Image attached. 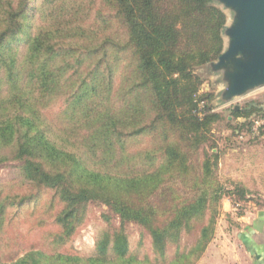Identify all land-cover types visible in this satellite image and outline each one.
Returning a JSON list of instances; mask_svg holds the SVG:
<instances>
[{
	"label": "trees",
	"instance_id": "1",
	"mask_svg": "<svg viewBox=\"0 0 264 264\" xmlns=\"http://www.w3.org/2000/svg\"><path fill=\"white\" fill-rule=\"evenodd\" d=\"M33 1L0 0V163L17 161L24 180L54 190L63 204L59 240L72 234L88 203H102L121 225L146 230L157 257L132 254L121 227L102 232L89 256L30 250L0 264H196L221 198L249 200L242 185L215 180L217 153L192 160L222 119L196 69L220 54L225 14L211 0H99L111 11L101 21L120 29L99 38L86 21L93 0ZM29 8L45 20L27 35L19 62L2 43L20 33ZM59 98L58 125L48 124L42 110ZM230 114L245 120L240 132L264 137V107L248 103ZM132 141L146 146L129 151ZM182 187L191 197L180 198ZM2 212L0 202V222ZM195 229V240L180 249L182 235Z\"/></svg>",
	"mask_w": 264,
	"mask_h": 264
},
{
	"label": "rangeland",
	"instance_id": "2",
	"mask_svg": "<svg viewBox=\"0 0 264 264\" xmlns=\"http://www.w3.org/2000/svg\"><path fill=\"white\" fill-rule=\"evenodd\" d=\"M90 1L81 0L83 2L81 5L87 6ZM37 2L38 0L33 1L32 6ZM90 8L89 19L86 21L89 24L94 23L97 37L114 35L120 30L115 20L109 21V24L101 21L104 16L108 19L111 11L104 5L101 6L99 0H93ZM43 14L44 12L38 13L29 8L24 14L23 29L17 35L5 37L2 43L5 44L3 50L6 53L15 54L20 62L26 53L27 35L33 36L37 28L44 24ZM7 42L10 43V47H6ZM203 67L196 69V72L205 79L202 90L213 93L214 110L221 113L222 119L212 127V140L202 145L192 160L194 158L201 160L203 151L208 154L217 153L218 158L212 166L215 180L226 188H232L235 183L242 185L248 191L249 198L248 201L237 204H233L225 196L219 201L214 234L209 243H223L224 240L229 239L228 233L232 234L235 230L240 216L264 206V137L255 141L251 139V134L240 132L237 123L245 120L232 118L230 114L232 108L237 106L238 108L235 109H239L248 103L264 107V87L221 104L217 99V93L222 87L219 75L206 73ZM64 102V98H59L46 104L42 113L43 119L48 124L57 123L58 125L56 114L61 110ZM252 118L254 117L251 116L246 121ZM213 144L216 146L214 147ZM145 146L144 141H132L128 150L136 151ZM183 187L180 198L191 197L190 193H184L186 189ZM189 189L190 187L187 191ZM13 196L17 197L15 202L7 201ZM0 202H3L0 222V259L2 261H14L30 250H41L48 254L89 256L94 252L96 239L102 232L106 230L113 232L121 227L127 236L132 254L139 258L145 255L150 259L157 257L146 230L133 222L121 225L119 216L102 203H88L80 220L75 224L72 234L67 239L64 237L63 240H59L58 236L63 233V228L56 222V217L63 209V204L59 203L54 190L39 187L24 180L17 161L7 160L0 163ZM239 211L243 212L238 216ZM197 232L198 230L195 229L189 234L182 235L180 249L192 243ZM175 251V247L171 246L167 251V258L169 259Z\"/></svg>",
	"mask_w": 264,
	"mask_h": 264
},
{
	"label": "water",
	"instance_id": "3",
	"mask_svg": "<svg viewBox=\"0 0 264 264\" xmlns=\"http://www.w3.org/2000/svg\"><path fill=\"white\" fill-rule=\"evenodd\" d=\"M211 1L226 17L223 46L203 70L219 75L217 99L224 104L264 87V0Z\"/></svg>",
	"mask_w": 264,
	"mask_h": 264
},
{
	"label": "crops",
	"instance_id": "4",
	"mask_svg": "<svg viewBox=\"0 0 264 264\" xmlns=\"http://www.w3.org/2000/svg\"><path fill=\"white\" fill-rule=\"evenodd\" d=\"M235 227L227 241L209 243L196 264H264V206L240 216Z\"/></svg>",
	"mask_w": 264,
	"mask_h": 264
},
{
	"label": "built area",
	"instance_id": "5",
	"mask_svg": "<svg viewBox=\"0 0 264 264\" xmlns=\"http://www.w3.org/2000/svg\"><path fill=\"white\" fill-rule=\"evenodd\" d=\"M263 123V120H256L254 124L252 125V134H256L258 131V127Z\"/></svg>",
	"mask_w": 264,
	"mask_h": 264
}]
</instances>
